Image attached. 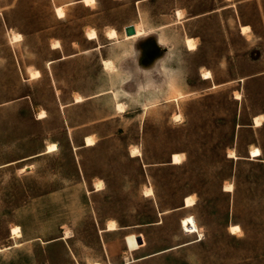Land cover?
I'll return each instance as SVG.
<instances>
[{
    "label": "rangeland",
    "instance_id": "rangeland-1",
    "mask_svg": "<svg viewBox=\"0 0 264 264\" xmlns=\"http://www.w3.org/2000/svg\"><path fill=\"white\" fill-rule=\"evenodd\" d=\"M135 1L0 0V264H264V0Z\"/></svg>",
    "mask_w": 264,
    "mask_h": 264
},
{
    "label": "bare ground",
    "instance_id": "bare-ground-1",
    "mask_svg": "<svg viewBox=\"0 0 264 264\" xmlns=\"http://www.w3.org/2000/svg\"><path fill=\"white\" fill-rule=\"evenodd\" d=\"M83 1L86 2V3H91V2H87V0H83ZM56 13L58 15H61L63 13V10H62V7L61 6H57ZM177 15L178 16L181 15V12L179 10H177ZM133 28L134 29H133V32H131V34L138 33V32H142V28L140 26H134L133 25ZM240 28H241V31H245L248 28V25L247 24H242ZM115 34H116V30H115L114 27L109 28V29L106 30V35L108 37H112ZM131 34H126V35L127 36H130ZM95 35H96L95 34V30L90 29L88 31V36L89 37H94ZM16 37H19V34L18 33H15V32H12L11 35H10V38L11 39H16ZM184 43H185V46L187 48H194L195 47L194 38L192 36L187 35L185 37V39H184ZM56 45H58V41L52 42V46H56ZM103 62H104V65L107 66V67H109V66L111 67L112 66V61L110 59H104ZM164 65H166V64H164ZM168 71H169V67H168ZM169 72H171V71H169ZM29 75H30V77H38L39 76V71L37 69H31L29 71ZM210 76H212V72L209 71L208 69H204V71L202 73V77L205 78V77H210ZM214 85L215 84H213L212 86H214ZM81 99H82V96L80 94H77V96L75 97V100L78 101V100H81ZM115 107L117 109H119V110H122V109H124V104H123V102H120L118 100L115 103ZM44 114H45V112H43V110H41L39 116L44 115ZM177 116L181 117L179 113H175L173 115V117L175 119H176ZM253 122H254L255 125L260 124L261 123L260 116L259 115H255L254 118H253ZM85 143L86 144H93L94 143L93 137L91 135H86L85 136ZM54 149H56V144L54 142H48L45 145V150L46 151H52ZM130 150H131V155L139 154L140 153L139 152V148L137 146L132 147ZM229 152H230L229 153V156L236 157V154L232 150H230ZM249 154H250V157L251 156L252 157H255V156L260 155L261 154V151H260V149L258 147H252L250 149V153ZM181 158L182 157H181V154L179 152H172L171 153V160H172V162H180L181 161ZM95 183H96V189H98L99 187H101V183H100L99 180L96 181ZM224 189L225 190H231L232 189V183L231 182L226 183ZM145 192H146V194H151L152 193V188L151 187H147L145 189ZM183 199H185L184 200V205L185 206H190V204H193L195 202V199H193V196L191 194L190 195H186ZM115 227H116V223H115L114 220H111V221H109L106 224V228L107 229H113ZM234 229H238V231H239L240 230L239 225L237 223H231V224H229V230L231 232H233V233L234 232H237V231H234ZM11 232L14 235H19L20 234L19 226L18 225H12ZM91 264H99V262H92Z\"/></svg>",
    "mask_w": 264,
    "mask_h": 264
},
{
    "label": "crops",
    "instance_id": "crops-1",
    "mask_svg": "<svg viewBox=\"0 0 264 264\" xmlns=\"http://www.w3.org/2000/svg\"><path fill=\"white\" fill-rule=\"evenodd\" d=\"M80 1H82V2H84L83 0H80ZM141 0H136L135 2L136 3H139ZM93 3H95V0H94V2H91V3H86V2H84V4L85 5H92ZM57 6H61L62 7V10H63V13L61 14V15H58L57 13H56V8H57ZM178 10V9H177ZM177 10L174 12L175 13V15H177ZM54 12H55V15L56 16H58V17H61V16H64V14H65V10H64V6H63V4H57L55 7H54ZM177 17H181V15H177ZM130 23H132V22H130ZM134 26H140L141 28H142V32H138V33H133V34H131L130 36H127L125 33H124V37H123V39H129V38H131V37H134V36H138V35H140V34H143L144 32H145V30H144V28H143V26L142 25H140V24H138L137 22L136 23H132ZM241 25V24H240ZM110 28H112V27H110ZM90 29H93V30H95V28H88V30L86 31V37H88L89 39H94L95 37H96V35L94 36V37H89L88 36V31L90 30ZM109 29V28H108ZM116 30V29H115ZM241 31V30H240ZM12 32H15V33H18L19 34V39H12L13 41H19L20 40V33L19 32H17V31H12ZM95 34H96V30H95ZM116 34H117V30H116ZM116 34L115 35H113L112 37H108L107 35H106V32H105V37H107V39H106V41H105V43H100V44H98L99 45V47H103L105 44L106 45H109V44H112L113 43V39H114V37L116 36ZM11 39V38H10ZM119 40V39H118ZM54 41H58V45H56V46H52V44H51V47L52 48H58V46H60V41H59V39H54L53 40V42ZM95 47H97V46H95ZM196 48V46L194 47V48H188V49H195ZM104 59H110L111 61H112V64H113V62H115L116 61V58L113 56V57H105V58H102V63H103V60ZM158 59L157 58H152V59H150V61H146V54H145V51H144V49H138L137 50V64H138V67H139V69H145V70H147V69H149L150 68V66H152L151 64H154L155 62L157 63L158 61H157ZM39 76H40V73H39ZM38 76V77H39ZM212 76H210V77H205V78H211ZM32 78V77H31ZM34 78H36V77H34ZM203 78V77H202ZM205 78H203V79H205ZM214 84V83H213ZM212 84V85H213ZM78 101H80V100H78ZM78 101H75V102H78ZM45 115V114H44ZM44 115H41V116H44ZM41 116H39V117H41ZM255 125V124H254ZM259 125H261V123L260 124H258V125H256V126H259ZM87 135H90V134H87ZM86 136V135H85ZM93 144H95V142L93 143ZM93 144H86L85 143V145H93ZM55 150V149H54ZM46 151V150H45ZM261 155V154H260ZM259 155V156H260ZM252 157V156H251ZM256 157H258V156H255V158ZM254 158V157H253ZM171 162H172V160H171ZM173 163H179V162H173ZM185 200V199H184ZM194 204V203H193ZM190 205H192V204H190ZM183 206L184 207H187V206H185L184 204H183Z\"/></svg>",
    "mask_w": 264,
    "mask_h": 264
},
{
    "label": "water",
    "instance_id": "water-1",
    "mask_svg": "<svg viewBox=\"0 0 264 264\" xmlns=\"http://www.w3.org/2000/svg\"><path fill=\"white\" fill-rule=\"evenodd\" d=\"M133 24L130 23V24H127L124 26V33L125 34H131V32H133Z\"/></svg>",
    "mask_w": 264,
    "mask_h": 264
},
{
    "label": "snow or ice",
    "instance_id": "snow-or-ice-1",
    "mask_svg": "<svg viewBox=\"0 0 264 264\" xmlns=\"http://www.w3.org/2000/svg\"><path fill=\"white\" fill-rule=\"evenodd\" d=\"M87 2H94V0H87ZM16 39H19V37H16ZM109 68H110V66H109ZM176 119L179 120L180 117L177 116ZM234 231H238V229H234Z\"/></svg>",
    "mask_w": 264,
    "mask_h": 264
},
{
    "label": "clouds",
    "instance_id": "clouds-1",
    "mask_svg": "<svg viewBox=\"0 0 264 264\" xmlns=\"http://www.w3.org/2000/svg\"><path fill=\"white\" fill-rule=\"evenodd\" d=\"M133 55H136V51H135V49H133Z\"/></svg>",
    "mask_w": 264,
    "mask_h": 264
}]
</instances>
